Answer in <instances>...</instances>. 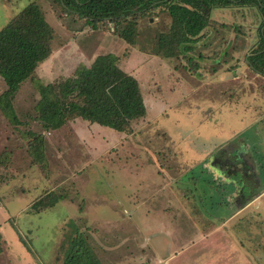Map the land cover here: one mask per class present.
<instances>
[{"label":"rangeland","instance_id":"obj_1","mask_svg":"<svg viewBox=\"0 0 264 264\" xmlns=\"http://www.w3.org/2000/svg\"><path fill=\"white\" fill-rule=\"evenodd\" d=\"M33 1L55 30L54 51L17 94L18 123L0 108V264H64L78 232L87 236L102 264H206L203 255L193 259L204 250V243L195 244L193 209L202 212L203 220L205 214L226 219L230 213H217L218 206L206 203L201 183L194 191L193 145L214 146L245 128L242 113L220 108L207 113L206 98L264 95V77L246 60L259 41L258 9H214L193 50L171 57L159 44L170 40L173 25L163 7L133 23H101L94 29L55 0H0V30ZM124 32L134 45L121 38ZM105 54L118 57V65L139 81L147 116L123 132L97 125L105 133L85 135L79 142L80 130L68 127L75 120L68 128L45 132L35 108L41 98L38 83L71 77L81 64L89 67ZM5 90L0 78V94ZM204 118L208 121L201 124ZM84 129L80 134H86ZM239 139L252 146L251 153H261L264 168V121ZM37 147L44 150L42 161ZM155 157L159 174L167 173L164 179L155 172ZM171 178L180 183L173 187ZM51 192L64 199L35 213L32 204ZM253 215L250 210L229 225L236 246L225 240L211 246L215 264H264V219L255 222ZM171 216L190 221L170 227ZM238 247L250 254L245 261ZM172 252L171 260H159Z\"/></svg>","mask_w":264,"mask_h":264},{"label":"trees","instance_id":"obj_2","mask_svg":"<svg viewBox=\"0 0 264 264\" xmlns=\"http://www.w3.org/2000/svg\"><path fill=\"white\" fill-rule=\"evenodd\" d=\"M65 13L84 18L94 29L99 24L133 23L146 12L165 8L173 20L170 40L160 46L174 57L188 53L202 31L208 26L214 9L235 6L256 7L261 16L258 44L247 55L249 68L264 77V0H55ZM235 31L240 32L236 26ZM55 30L47 21L41 6L35 1L27 5L0 30V78L6 89L0 94V108L18 123L13 104L22 86L36 76L40 65L53 54ZM168 37V38H169ZM128 44L135 41L129 34L121 35ZM162 38V37H161ZM170 43H174L172 46ZM119 58L111 54L97 56L91 65H80L75 74L50 83H38L40 100L36 104L45 132L59 131L77 119L123 132L127 126L145 118L147 108L139 81L118 65ZM192 63V62H190ZM197 69L198 66H193ZM36 112V113H37ZM39 136L35 137V142ZM41 145L44 140H41ZM32 144V143H31ZM29 145V147L31 146ZM32 149V148H30ZM39 161L43 148L34 150ZM39 152V153H38ZM63 196L53 192L32 204L35 213L54 208ZM64 264H102L89 239L78 232L65 251Z\"/></svg>","mask_w":264,"mask_h":264},{"label":"crops","instance_id":"obj_3","mask_svg":"<svg viewBox=\"0 0 264 264\" xmlns=\"http://www.w3.org/2000/svg\"><path fill=\"white\" fill-rule=\"evenodd\" d=\"M127 72L131 74V72ZM206 99L208 103H204L202 106L206 107L207 105V113L213 110L216 113L218 111L217 108H220L245 115L242 117L245 128L238 133H233L234 135L226 141L217 143L214 146L209 145L208 142L201 146L199 141H196L195 145H193V174L197 175L193 178L194 191L198 188V184L201 183L200 187L202 188V194H204L206 203L215 208L218 206V210H215L217 213L229 211L230 217L224 219L221 216L213 217L205 214V219L203 220L202 217L199 218V214L202 212H199L194 207L193 222L190 221V218L187 219L186 217L184 219L179 218L180 222H178L176 216H171L167 224L172 227L174 224L181 225L182 222L188 223L190 221V223H193L195 244L204 243V250L206 249L205 246L207 247L206 251L197 252V257L193 259L198 260L204 256L206 257V264H215V258L217 257L215 256L214 248L211 246L222 245V242L225 240L233 248L236 243L231 239L234 235V230L229 226L235 218H239L251 210L252 214H254L252 218L256 220L255 222L259 223L260 220L263 221L264 219V168L261 153H251L253 150L252 146L239 139L241 133L250 131V129L264 121V95L260 93L241 94L237 92L234 95L219 94L217 98L213 96ZM76 121L77 124L67 126L71 127L74 132L80 130L79 134L76 133L77 136H75L78 142L85 135L105 133L102 130H98L99 128L96 127L98 124H91L80 119ZM207 121L208 118L199 119L201 124ZM83 128H85L86 133L84 135L80 134ZM108 151L110 152V150ZM85 158H87L86 153ZM81 162L83 165L85 164L84 159ZM152 163L156 166L155 172H157V175L161 179H164L167 173L160 170L161 174H159V169H157V167L161 168V166H157L159 159L155 157ZM111 164L113 165V163ZM122 170L125 169L122 168ZM124 172H127V170ZM199 175L201 176L199 177ZM171 180L173 187L180 183L179 179L171 178ZM199 200L197 201L199 202ZM199 204L201 203L199 202ZM162 211L164 213L168 212ZM234 227L237 230L242 226L240 223ZM236 252L243 256L242 261H245L244 259L250 255L246 253L244 247H238ZM172 253L159 255V260H171L175 252Z\"/></svg>","mask_w":264,"mask_h":264}]
</instances>
